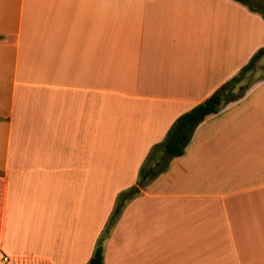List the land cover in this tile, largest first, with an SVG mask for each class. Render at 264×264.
<instances>
[{"label": "crops", "instance_id": "crops-1", "mask_svg": "<svg viewBox=\"0 0 264 264\" xmlns=\"http://www.w3.org/2000/svg\"><path fill=\"white\" fill-rule=\"evenodd\" d=\"M261 48L234 0H0L7 264H88L153 146ZM249 86L125 203L103 264H264V77Z\"/></svg>", "mask_w": 264, "mask_h": 264}, {"label": "trees", "instance_id": "trees-1", "mask_svg": "<svg viewBox=\"0 0 264 264\" xmlns=\"http://www.w3.org/2000/svg\"><path fill=\"white\" fill-rule=\"evenodd\" d=\"M234 1L259 14L264 19V0ZM263 55L264 48H261L235 76L219 87L204 102L179 116L168 130L164 139L153 146L139 169L138 188L132 187L118 196L114 211L101 233L88 264H103V242L117 221L125 203L135 197L140 189L148 185L149 181L164 173L173 158L183 155L196 127L207 116L218 113L227 104L244 96L250 86L244 85L243 82L247 74L255 69L258 59Z\"/></svg>", "mask_w": 264, "mask_h": 264}, {"label": "rangeland", "instance_id": "rangeland-1", "mask_svg": "<svg viewBox=\"0 0 264 264\" xmlns=\"http://www.w3.org/2000/svg\"><path fill=\"white\" fill-rule=\"evenodd\" d=\"M264 77V68H262L261 70L257 71L256 68L247 74L243 84L244 85H251L252 83H254L255 81L261 79Z\"/></svg>", "mask_w": 264, "mask_h": 264}, {"label": "built area", "instance_id": "built-area-1", "mask_svg": "<svg viewBox=\"0 0 264 264\" xmlns=\"http://www.w3.org/2000/svg\"><path fill=\"white\" fill-rule=\"evenodd\" d=\"M9 262V257L3 254L0 250V264H7Z\"/></svg>", "mask_w": 264, "mask_h": 264}]
</instances>
